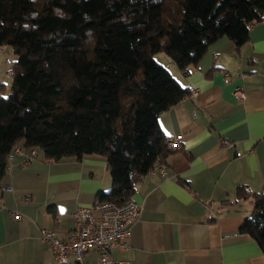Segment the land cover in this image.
<instances>
[{
    "label": "trees",
    "instance_id": "16d2710c",
    "mask_svg": "<svg viewBox=\"0 0 264 264\" xmlns=\"http://www.w3.org/2000/svg\"><path fill=\"white\" fill-rule=\"evenodd\" d=\"M264 0H0V46L12 48L11 85L0 92V177L15 146L46 161L98 154L112 186L96 201L131 199L139 179L169 154L158 115L190 94L156 61L194 66L221 37L239 48ZM239 232L264 254V193L248 187Z\"/></svg>",
    "mask_w": 264,
    "mask_h": 264
},
{
    "label": "crops",
    "instance_id": "0c3cea01",
    "mask_svg": "<svg viewBox=\"0 0 264 264\" xmlns=\"http://www.w3.org/2000/svg\"><path fill=\"white\" fill-rule=\"evenodd\" d=\"M6 49L0 47L3 94L14 59ZM161 58L190 92L157 118L164 138L179 137L181 148L169 150L165 173L149 172L135 184L131 199L141 211L130 229V248H115L111 256L131 264H264L257 242L238 230L252 203L237 199L242 186L264 193V13L239 48L221 37L186 70ZM236 87L244 91L243 101L234 99ZM111 186L101 155L46 161L38 151L26 161L11 152L0 177V264H51L39 229L67 238L70 214ZM85 258L94 261L96 253Z\"/></svg>",
    "mask_w": 264,
    "mask_h": 264
},
{
    "label": "built area",
    "instance_id": "2783aa9c",
    "mask_svg": "<svg viewBox=\"0 0 264 264\" xmlns=\"http://www.w3.org/2000/svg\"><path fill=\"white\" fill-rule=\"evenodd\" d=\"M232 95L236 101L245 99V93L240 87H236ZM164 142L167 150L176 151L181 148L177 136L165 137ZM220 142L221 145L228 144L225 139ZM13 151L22 154L26 161L38 153L36 148L25 149L20 146H15ZM156 170L165 173V166L158 162L149 172ZM140 211V205L132 199L120 204L95 201L91 205L77 207L70 214L72 228L67 238H60L54 231L40 228L39 241L49 245L53 257L51 264H131L129 261L113 259L111 252L115 248H130V229L139 218ZM13 216L17 220L21 218L19 213H13ZM88 252L96 253L94 261L85 258Z\"/></svg>",
    "mask_w": 264,
    "mask_h": 264
},
{
    "label": "rangeland",
    "instance_id": "374dc122",
    "mask_svg": "<svg viewBox=\"0 0 264 264\" xmlns=\"http://www.w3.org/2000/svg\"><path fill=\"white\" fill-rule=\"evenodd\" d=\"M6 50L9 51V53H10L11 56L13 55V54H12L13 52L10 50L9 47H7ZM10 51H11V52H10ZM161 57H164V54L159 53V54H157V55L154 56L155 60H156V61H159V62L162 61V58H161ZM10 85H11V84H10ZM10 85H9V86H10ZM9 88H10V87H9Z\"/></svg>",
    "mask_w": 264,
    "mask_h": 264
}]
</instances>
